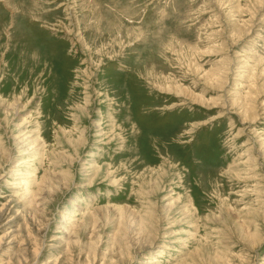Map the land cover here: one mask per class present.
<instances>
[{
    "label": "rangeland",
    "instance_id": "obj_1",
    "mask_svg": "<svg viewBox=\"0 0 264 264\" xmlns=\"http://www.w3.org/2000/svg\"><path fill=\"white\" fill-rule=\"evenodd\" d=\"M0 264H264V0H0Z\"/></svg>",
    "mask_w": 264,
    "mask_h": 264
},
{
    "label": "bare ground",
    "instance_id": "obj_2",
    "mask_svg": "<svg viewBox=\"0 0 264 264\" xmlns=\"http://www.w3.org/2000/svg\"><path fill=\"white\" fill-rule=\"evenodd\" d=\"M113 112H114V111H113ZM30 150H31V149H30ZM16 181H18V180H16ZM14 185H19V184H15V183H14Z\"/></svg>",
    "mask_w": 264,
    "mask_h": 264
}]
</instances>
